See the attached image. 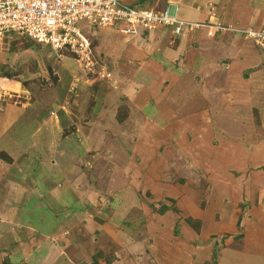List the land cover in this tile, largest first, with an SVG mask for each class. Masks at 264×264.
Here are the masks:
<instances>
[{"label":"rangeland","instance_id":"rangeland-1","mask_svg":"<svg viewBox=\"0 0 264 264\" xmlns=\"http://www.w3.org/2000/svg\"><path fill=\"white\" fill-rule=\"evenodd\" d=\"M147 6H150L149 0L136 5ZM173 11L170 7V13ZM83 29L87 30L84 26ZM145 33L138 30L132 37L117 33L116 28L93 29L89 34L91 63L77 61L76 55L68 51L56 54L12 32L2 36L0 264H126L127 255L130 263L135 264H172L163 250L153 254L148 249L141 252L143 245L147 248V240L143 224L137 220L140 213L150 218L156 211L172 209L179 215V224L183 220L197 231L201 228L202 217L210 214L219 218V214L208 212L212 209L206 199L207 190L202 186L205 185L204 176L201 173L191 176L192 166L185 152H181L183 147L178 149L179 139H170L167 149L168 154H174L168 160L171 165L175 162V170L169 168L162 175L163 170L155 172L151 176L154 180L145 187L141 184L143 176L136 172L141 157L134 145L141 136L146 111L143 108L157 103L154 99L158 94L162 98L163 93H159L156 86L151 90V85L142 83L139 75H132L135 65L129 60L139 52L140 58H153L156 67L162 64L169 68L172 62L171 58L164 59L167 49L161 51V40L168 41V37L155 32L151 38L147 34L145 39ZM231 34L244 39L240 33ZM128 39L131 44L135 39L139 43L128 47ZM128 48L134 49L133 53ZM149 49L153 57L142 54ZM129 52L130 56L126 57ZM161 70L160 67L155 73ZM122 119L123 127L119 125ZM186 134L191 136L189 132ZM94 137L99 138L94 141ZM55 169L60 172L54 173ZM41 170L48 171V175ZM125 170L130 172L131 182L138 183L139 188L130 184ZM160 183L177 184L179 190L182 187L179 198L174 199L177 194L167 191L160 196L161 191L153 189ZM55 190L59 194L57 197L53 193ZM63 197L68 200L66 204ZM119 197L129 201L122 209H117L115 202ZM180 199H184L186 206L193 207L191 213L182 210L181 214L182 207H175ZM230 208L239 211L241 216L247 212L244 209L242 212L240 205ZM242 208L248 210L250 207ZM125 210L130 213L129 217H137L133 218L136 221L125 220ZM212 221H208L209 227ZM119 223L137 232L126 242L141 248L123 244L128 254L116 252L119 245L110 233L119 229L114 225ZM170 225L173 226L170 237L174 240L179 229L177 223ZM219 239L223 243V238ZM239 242L242 241L236 243ZM219 244L216 242L209 259L203 263L183 253V262L177 261V264H210L213 256H218ZM183 248L193 250L188 245ZM225 253L221 264H242L244 261L240 254Z\"/></svg>","mask_w":264,"mask_h":264},{"label":"crops","instance_id":"crops-1","mask_svg":"<svg viewBox=\"0 0 264 264\" xmlns=\"http://www.w3.org/2000/svg\"><path fill=\"white\" fill-rule=\"evenodd\" d=\"M132 1L134 0H130ZM149 2L151 7H164L169 2L176 3L180 14L190 20L206 22L215 17L216 21L226 26L242 28H259L264 24V0H149ZM155 32L168 37V41L161 40V51L167 49L164 52V55L166 53L164 59L171 58L169 68L162 64L156 67L153 65V58H140L139 52L129 60L136 66L132 75H139L142 83H147L149 87L151 85V90L156 86L159 93H163L162 98L158 94L154 99L157 103L151 104L152 106L147 109L143 108L146 111L145 119L142 118L144 120L141 136L139 142L134 145L136 153L141 157L136 172L143 176L141 184L145 187L154 180L151 176L155 172L163 170L162 175L167 169H173L175 162L172 161L171 165L170 160L174 154L169 152L171 153L169 155L167 149L170 148V139H179L178 149L183 147L181 152H185L188 157L192 166L191 176L198 173L204 176L202 180L205 185L202 186L207 190L206 199L213 210L208 212L219 214V218H213L214 216L211 217L210 214L208 217H202L201 228L197 231L183 220L179 224V215L172 209L156 211L150 218H147V215L146 218L143 217L141 213L138 218L135 216L131 218L130 213L125 210L127 213L124 216L125 220L134 222L136 220L133 218H137L142 222L147 248L144 245L141 248L130 241L126 242L137 232L125 229L127 225L119 223L114 224L119 226V229L114 231L116 233H110L119 245L116 252L125 253L127 251L124 250L125 246L123 247L125 244L141 248V252L148 249L150 254L163 250L172 264H177V261L183 262L185 258L183 253L191 258L197 257L196 259L203 263L209 259L216 242H219L221 246L216 264H221V260H225L224 257L221 258L225 252L240 254L244 260L242 264H264V55L259 53L250 40L233 37L228 31L214 34H209L206 30L192 31L187 32L188 37L187 33L182 37H173L167 30L157 28L146 32L145 39L148 37L147 34L149 38L153 37ZM138 39H135L134 44L128 39L130 43L127 46L138 44ZM174 42L176 43L173 45ZM128 49L133 53L134 49ZM145 51H142V54L153 57L150 49ZM130 52L126 57L130 56ZM133 59L138 60L135 62ZM160 67L162 70L155 73ZM130 111L133 112L132 109ZM124 124L122 119L119 125ZM112 125L110 121V126ZM186 132L191 136L189 137ZM83 138L86 140V137ZM96 138L99 137H94V141ZM41 171L48 175V171ZM53 172L59 173L60 170L55 169ZM124 172L130 179V172L127 170ZM146 176L149 177L148 180ZM160 177L159 174L158 179ZM131 179L130 184L137 187L138 183L135 185ZM154 187L155 185L153 189L161 191L160 196H164L166 191L177 194L174 199H178L182 191L181 186L179 190L176 188L177 184L172 183H160L157 188ZM53 193L55 197L59 195L57 190ZM112 195L118 196V193ZM63 202L66 204L68 200L63 197ZM115 202L117 209L120 207L122 209L129 203L128 200L123 201L121 198L115 199ZM176 204L175 207H182L181 214L182 210L190 213L193 210L191 205L189 207L185 205L184 199L176 201ZM245 204L249 205L248 210L246 207L242 208L246 206ZM239 205L242 212L247 211L244 213L245 216L230 208ZM115 214L117 219L118 211ZM144 220L148 221L146 225ZM208 221H212L210 227ZM170 223H177L179 229L178 236H173L174 240L170 237V228H173ZM219 238H223L221 239L223 243ZM237 240L242 242L237 244ZM187 245L193 250L183 248ZM130 259L127 255L125 263L135 264L130 263Z\"/></svg>","mask_w":264,"mask_h":264},{"label":"built area","instance_id":"built-area-1","mask_svg":"<svg viewBox=\"0 0 264 264\" xmlns=\"http://www.w3.org/2000/svg\"><path fill=\"white\" fill-rule=\"evenodd\" d=\"M140 1L0 0V45L2 36L12 32L54 52L68 51L76 55L77 61L91 63L92 44L88 34L93 29L116 28L123 36H133L138 30L166 28L173 36L202 30L209 34L240 33L264 52V27L226 26L219 21L211 22L212 18L198 22L183 17L176 3L162 8L136 7Z\"/></svg>","mask_w":264,"mask_h":264},{"label":"clouds","instance_id":"clouds-1","mask_svg":"<svg viewBox=\"0 0 264 264\" xmlns=\"http://www.w3.org/2000/svg\"><path fill=\"white\" fill-rule=\"evenodd\" d=\"M169 3H170V2H169ZM167 4H168V3H167ZM167 4H166V5H167ZM166 5H165V6H166ZM165 6H164V7H165ZM171 7H172V6H171ZM178 7H179V6H178ZM156 8H158V7H156ZM161 8H162V7H161ZM164 29L168 31V29H166V28H164ZM169 33H170V32H169ZM170 35H172V34L170 33ZM88 36H89V34H88ZM172 36H173V35H172ZM182 36H183V35H182ZM182 36H173V37H182ZM39 46H40V45H39ZM41 47H42V46H41ZM255 47H256V46H255ZM44 48H45V47H44ZM49 49H50V48H49ZM50 50H51V49H50ZM258 51H259V50H258ZM53 52H54V51H53ZM54 53L57 54V52H54ZM61 53H62V52H60L59 54H61ZM259 53H264V52L259 51Z\"/></svg>","mask_w":264,"mask_h":264},{"label":"trees","instance_id":"trees-1","mask_svg":"<svg viewBox=\"0 0 264 264\" xmlns=\"http://www.w3.org/2000/svg\"><path fill=\"white\" fill-rule=\"evenodd\" d=\"M36 44V43H35ZM37 45V44H36ZM39 46V45H38ZM216 259H217V254L215 255V257L213 256V261H212V263H210V264H216Z\"/></svg>","mask_w":264,"mask_h":264}]
</instances>
